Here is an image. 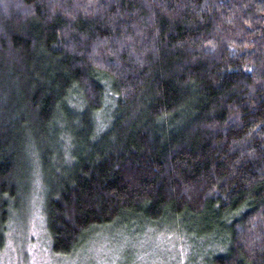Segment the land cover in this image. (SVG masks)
<instances>
[{
    "label": "trees",
    "instance_id": "trees-1",
    "mask_svg": "<svg viewBox=\"0 0 264 264\" xmlns=\"http://www.w3.org/2000/svg\"><path fill=\"white\" fill-rule=\"evenodd\" d=\"M34 160L53 254L168 224L264 264V0H0V243Z\"/></svg>",
    "mask_w": 264,
    "mask_h": 264
},
{
    "label": "rangeland",
    "instance_id": "rangeland-1",
    "mask_svg": "<svg viewBox=\"0 0 264 264\" xmlns=\"http://www.w3.org/2000/svg\"><path fill=\"white\" fill-rule=\"evenodd\" d=\"M28 173L32 183L29 190ZM28 173L24 171L20 176L26 182L18 199L19 210L11 214L13 221L2 234L0 264H199L211 251L220 250L217 234L188 233L183 242L179 233L170 231L168 224L156 233L149 226L141 232L128 233L120 225L102 228L71 254H53L42 212L35 160Z\"/></svg>",
    "mask_w": 264,
    "mask_h": 264
}]
</instances>
